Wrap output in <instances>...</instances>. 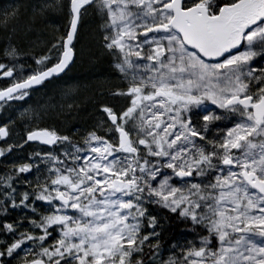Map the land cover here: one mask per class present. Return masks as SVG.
I'll use <instances>...</instances> for the list:
<instances>
[{"label":"snow or ice","instance_id":"1","mask_svg":"<svg viewBox=\"0 0 264 264\" xmlns=\"http://www.w3.org/2000/svg\"><path fill=\"white\" fill-rule=\"evenodd\" d=\"M50 7L65 12L67 29L30 74L0 63V79L10 80L0 88V108L74 63L78 26L90 8L105 17L103 47L123 79L112 95L125 104L101 106L103 134L89 131L80 142L49 128L27 132L26 143L62 151L35 153L45 170L30 191L18 192L12 175L0 177L4 205L33 213L0 225L7 236L0 264H11L5 257L145 264V247L155 264L151 204L207 231L161 264H264V64L257 60H264V0H66L40 11ZM3 55L16 60L18 49L9 45ZM8 136L0 126V140ZM12 150L0 148V157ZM34 167L40 174L33 163L13 171ZM38 201L46 207L39 210Z\"/></svg>","mask_w":264,"mask_h":264},{"label":"trees","instance_id":"2","mask_svg":"<svg viewBox=\"0 0 264 264\" xmlns=\"http://www.w3.org/2000/svg\"><path fill=\"white\" fill-rule=\"evenodd\" d=\"M26 0H0V60L4 57L3 52L4 50L9 46H15L18 49L19 56H24L26 58L33 57L35 56V53L38 52L36 51L37 49L44 50L46 47L47 42H51L56 38V36L59 34L57 32H52L56 26L59 27L60 25V30L65 28V20L63 19L61 23L59 22L58 16H50L51 19L53 20V24H50L48 29H42L38 26L37 22L35 21L34 18H38L40 15H45L43 12L42 14H38V11L40 10H34L33 12L25 6ZM18 9L17 14L15 17L9 16V20L7 25H5L3 21V17L6 12L11 13V11ZM37 13V14H36ZM49 16V14H48ZM54 17V18H53ZM89 18V17H88ZM59 24V25H58ZM89 32L88 34L95 38L96 40V35H92V31L88 28ZM59 32V31H58ZM51 34V35H50ZM54 35V36H53ZM51 39V40H50ZM33 40V43H32ZM43 43H46L45 45L40 46L37 48V45H41ZM91 45L94 47L93 52L89 55H91L88 58V61H80L78 62V59H76V62L78 64V68L83 71L86 68H90L93 71H96L97 73L95 74V77H97L95 80L92 81V77L90 74H85V79H83V84L87 85H92V90L82 88L79 89V94L76 96H73L72 98H68L66 95H71L73 92L72 90L75 89V87L72 88V85H75L76 80H70L68 81V84H58L61 85L60 87H63L64 90V100L59 101L56 99H53L51 96L53 92H47L46 94H37L33 96V100L31 101L32 103L30 104L31 108V114H25L22 115L23 118L26 120L23 121L22 126L26 127L29 123L31 122H43L45 124H60L61 126L64 127V119L66 118V112H73V109L67 110V107L71 104L73 106H82L84 107L85 104L81 102L82 95L84 97L85 103L88 102L89 105L92 104L91 109L94 111L95 110V104L93 105V102H100V101H109L112 95V92L114 91V87H109L110 81H112V77L110 74V71L107 70L108 63L107 61L101 62V57L99 59V56L101 55L100 47L96 44L94 45V41H92ZM42 53V51H40ZM99 60V61H98ZM109 66V65H108ZM92 73L91 71H88ZM75 78L77 76H74ZM81 84V83H80ZM55 86L49 87V89H54ZM80 88V87H78ZM58 89V88H57ZM48 91V90H47ZM102 94V96L100 95ZM60 96V95H59ZM66 98H68L66 100ZM80 98V99H79ZM40 107H45V109L49 108L48 111L41 112ZM56 109V111H55ZM91 110V112H92ZM72 115V113H71ZM87 116V115H86ZM85 114L83 116V120H85ZM69 117V116H67ZM72 117V116H70ZM69 117V118H70ZM86 123V120L85 122ZM82 123V126L84 128H93L95 125H93L92 122L87 123L84 125ZM80 124V123H79ZM24 154L22 151H17L14 154H12L10 159H13L12 163H15V166H18L23 163H33L34 160H37L38 164L40 165L41 168V173L38 174L36 169L33 168L32 172L30 173H25L24 176L22 174H17L13 175V171L10 172V175L13 176L15 183L20 182L22 186L30 182L31 185L34 187L37 176L41 175L43 176L44 174V164L41 163V161L35 157L34 150L32 149H24ZM42 151V150H40ZM24 158V161L22 159ZM4 168V165H1V170ZM31 176H36L35 178H32ZM0 177H4L1 175ZM25 190H29L30 188L27 185ZM4 189L0 185V225L4 223H16L17 221H20L21 219H24L25 217L27 218H33V214L28 208L24 207H18V208H10L8 205H4ZM37 207V205H36ZM38 208V207H37ZM39 209V208H38ZM43 208L39 209L42 210ZM161 212L163 213V218L165 219V228L161 230L159 233V248L162 247H167L171 244L177 245L181 241L180 234L183 232H190L191 234H194L198 237L200 236H206L207 231L203 228L201 225H196L190 222V220L182 219L178 216V214L175 213H169L164 209H160ZM32 216H30L31 214ZM25 226L27 228V220L24 221ZM23 230V229H22ZM7 239V236L5 233L0 231V243L4 242ZM157 243L156 239L152 240V244L155 245ZM215 243V241H213ZM156 249V250H158ZM154 250V251H156ZM145 264L148 263L149 257L152 256V252L149 251L147 247H145ZM23 255V253H21ZM7 259L11 260V264H14L19 260V258L12 259L8 258Z\"/></svg>","mask_w":264,"mask_h":264},{"label":"rangeland","instance_id":"3","mask_svg":"<svg viewBox=\"0 0 264 264\" xmlns=\"http://www.w3.org/2000/svg\"><path fill=\"white\" fill-rule=\"evenodd\" d=\"M24 3H25L26 8L28 5V8L33 12L35 9L40 10L41 7L45 4L57 5L60 3H66V0H26ZM42 13L43 12L38 11V14H42ZM44 13H45V15H40L38 18H34L35 21L37 22L38 26L42 29H48L49 25L54 23L53 20L51 19L52 16L60 17L59 18L60 23L63 19L65 21L67 20L65 12L59 10L58 8L50 7L47 10H45ZM48 14H49V16H48ZM104 20H105V17L102 13H99L95 8L89 9V11L87 12V15H84L82 17V21L79 25L78 36L76 38L77 41H75L74 51H76V56H77L79 63H80V61L87 62L88 58L91 56V55H89L90 52L91 53L93 52L94 47L91 45V43H92V41H94V45L97 44L100 47L101 55L99 56V59L101 57V60H103L101 62L108 60L107 63L109 66L106 65L107 70L110 71V74L113 73L116 76V77L115 76L113 77V75L111 74L112 81H110V83H112V84H110V86H109V87H114V91H115L116 87L123 85V79H122L120 73L114 67V64L116 63V59L111 54H109L108 51L103 47V43H104L103 42V35L105 34L104 29H103ZM59 27H56L52 32L58 33V31H60ZM88 28L92 31V35H94V36L96 35V40L93 36L91 38V36L88 34V32H89ZM54 42H47V44L43 43L41 45L40 44L37 45V48H39L40 46L45 45V44H46V47L44 50H40L41 47L39 49H37L36 51H38V52L35 53V56L38 58L42 54H47V52H48L47 49H49L51 47V44ZM32 43H33V40H32ZM40 51H42V53ZM257 60L260 63L264 64V60H260L259 57H257ZM24 67H25L24 65L20 64V65L15 66V70L19 71V72H24V70H25ZM88 71H91L92 73H90ZM94 73H97V72L91 70L89 67L86 68L85 70L83 69V71L80 70V68H78V64L75 60V63L72 66V69L69 71V73L65 76L64 80H62V82H61V85H62L65 83L68 84V81L70 82V80H76L75 85H73L71 83L72 88L75 87V89L72 90L73 93L69 96L68 95H66V96L68 98H72L73 96H76L79 94V89H82L85 87L87 89L92 90L91 83H90V85L85 84V86H84L83 79H85V74H90V76L92 77V81L95 80L97 77H95ZM74 76H77V77L75 78ZM53 85H55V84H53ZM61 85H56L54 87V89H49V87H50L49 86L48 89L45 88V90H43L42 94H46L47 92H53L51 95V96H53L52 97L53 99L58 100V102L63 101L65 99L64 98L65 97L64 96L65 88L64 89H63V87L59 88V86H61ZM78 87H80V88H78ZM100 95L102 96V94H100ZM68 98H66V100ZM110 98L111 99L109 101H103L102 100L99 103L94 101L93 105L95 104V107H94L95 110L93 111L91 109L92 104L89 105L88 102L85 103L84 97L82 95L81 102L84 103L85 106L84 107L76 106V105L73 106V105H71L73 103H71L67 107V110L73 109V112H71L72 115L70 112L69 113L66 112V115H65L66 118L64 119L65 120L64 121V127L61 126L60 124L58 125L55 123L53 125L52 124H48V125L62 135H69L72 138V140H74V142H80L82 137L85 136L89 131H92V130H97L99 134H103V129L97 127L101 123V121L106 119L105 114L102 113L100 110L101 106L108 105V106H113L116 109H119L125 104V101L123 100V98L114 97L113 95H111ZM209 108L211 110L217 111V113H219V111H220L218 109H215V106L211 105L210 103H209ZM48 110H49V108L45 109V107H40L41 112L45 113ZM91 110H92V112H91ZM19 111H20V113L30 112V114H31V108L26 106V104H25L23 110L20 109ZM55 111H56V109H55ZM84 114H85V116L87 115L85 117L86 123H83V122H85V120H83ZM67 116H69V117L72 116V117L69 118ZM90 122H92L93 125H95V127L88 129V128H84V126H82V123L84 125H86L87 123H90ZM225 123H227V121H218L217 122V124H219L221 126H223ZM217 131H218V129L213 127L211 134L214 135ZM61 151H62V147L58 146L57 153L60 154ZM22 152L24 153V149L22 150ZM33 164H38L37 160H34ZM12 166H13V164H11V163H5L3 170L2 171L0 170V174L10 173L13 170ZM44 169H45V165H44ZM29 183L30 182L24 183L25 186L24 185L22 186L21 183H17V184H15V187L17 188L18 192H22V191H25L24 188L27 185L29 186ZM16 202H17V204H19V198L18 197H17ZM38 203H40V202L38 201L36 204H38ZM9 204H11V203L9 202ZM159 209H164L167 212L171 213L168 209L163 208L158 204L148 205L149 213H151L152 215H155L157 217V227H156L157 233H160L161 230H163L165 228V223H166V221L163 218V215L159 211ZM180 237H181V241L179 242L178 245L171 244L167 247L165 246V247H162V248L155 251V256H154L155 264H161V261H166L167 259H169V257L176 258L187 247H189L190 245H193V244L198 245L200 242L199 239L195 238L193 235H190L188 233H183Z\"/></svg>","mask_w":264,"mask_h":264},{"label":"flooded vegetation","instance_id":"4","mask_svg":"<svg viewBox=\"0 0 264 264\" xmlns=\"http://www.w3.org/2000/svg\"><path fill=\"white\" fill-rule=\"evenodd\" d=\"M65 31H66V28H63V29H61L60 31H59V34L56 36V38L54 39V40H52L51 42H56V40H57V38H59L60 36H62L64 33H65ZM48 50V49H47ZM20 53V52H19ZM76 58H77V56H76ZM76 60V59H75ZM106 61H108V60H106ZM73 66V65H72ZM72 66L62 75V76H60V77H58V78H53L52 80H50V81H48L47 83H45V84H43V85H41L39 88H36V89H33V90H31L30 91V94L31 93H33V94H37V93H40V91H41V88H43V87H45V86H56V85H58V84H61V82H62V80H64V78H65V76L69 73V71L72 69ZM112 75H113V77L115 76L113 73H111ZM116 77V76H115ZM10 83V80L9 81H7V83H4L3 84V86L2 87H5V86H7L8 84ZM53 84H55V85H53ZM40 89V90H39Z\"/></svg>","mask_w":264,"mask_h":264},{"label":"bare ground","instance_id":"5","mask_svg":"<svg viewBox=\"0 0 264 264\" xmlns=\"http://www.w3.org/2000/svg\"><path fill=\"white\" fill-rule=\"evenodd\" d=\"M36 10V9H35ZM37 14V13H36ZM57 27V26H56ZM59 33V32H58ZM51 35V34H50ZM54 36V35H53ZM51 40V39H50Z\"/></svg>","mask_w":264,"mask_h":264},{"label":"water","instance_id":"6","mask_svg":"<svg viewBox=\"0 0 264 264\" xmlns=\"http://www.w3.org/2000/svg\"><path fill=\"white\" fill-rule=\"evenodd\" d=\"M39 142V141H38ZM40 143V142H39ZM44 145V144H43ZM47 146H49V145H47Z\"/></svg>","mask_w":264,"mask_h":264}]
</instances>
